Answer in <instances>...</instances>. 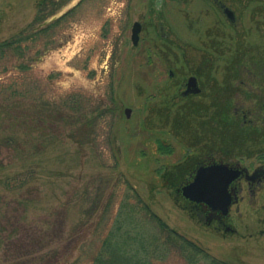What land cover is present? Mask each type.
Listing matches in <instances>:
<instances>
[{"label":"rangeland","instance_id":"1","mask_svg":"<svg viewBox=\"0 0 264 264\" xmlns=\"http://www.w3.org/2000/svg\"><path fill=\"white\" fill-rule=\"evenodd\" d=\"M36 1L0 0V40L33 19ZM61 9H71L55 29V38L63 41L61 46L27 72L12 69L15 59L0 62V83L17 78L20 89L31 91L37 100L43 94L50 102L40 105L29 98L7 101L0 93V141L7 137L14 141L0 146V222L6 227L0 226V264H53L55 259L58 264H91L115 211L117 216L124 203L146 204L171 228L216 258L232 264H264V185L252 200L244 189L243 199L230 209L229 223L234 231H223L216 223L206 224L184 209L175 192L181 184L171 186L164 177L178 165L189 170L180 176L183 181L195 161H204L212 148L207 147L205 136L214 120L207 106L194 109L191 104L183 106L186 99L173 100L175 89L164 64H171L179 55L184 57L178 59L179 75L174 79L178 81L196 57L215 56L209 77L221 81L226 61L243 55L264 58V26L260 36L254 37L260 40L256 44L252 30L256 19L252 21L250 6L243 11L248 34L229 30L232 37L228 41L219 34L214 37L212 15L201 10L197 0H68ZM142 17L149 18L150 24L164 22L165 30L171 32L170 41L134 48L131 25ZM45 40L40 39L36 46ZM151 55L169 59L150 62ZM183 61H188L187 65ZM4 65L10 70L3 71ZM208 90L190 97L189 102L207 105ZM60 95H80L82 100L92 105L100 102L102 109L111 108L114 113L105 112L97 120H93L95 114L76 119L59 106L56 100ZM125 107L132 109L128 118ZM220 114L217 110L215 120ZM233 114L231 109L226 116L237 124ZM214 125L217 129L210 133L218 137L222 125ZM235 142L239 151L230 155L231 160L238 159L249 168L262 163L256 153L242 155L247 153L246 145L242 140ZM215 155L220 158L223 154L216 151ZM12 178L25 183L13 187L16 180L6 185ZM95 198L99 200L93 202ZM107 204L110 211L101 220ZM92 205L97 207L94 211ZM63 206L67 208L63 239L40 249L33 238L50 236L51 222ZM3 216L13 218L12 231V224ZM21 226L27 231L19 232ZM140 227L144 228L141 222ZM6 234L10 243L3 237ZM68 241L72 247L64 253ZM153 264L188 263L173 255Z\"/></svg>","mask_w":264,"mask_h":264},{"label":"trees","instance_id":"2","mask_svg":"<svg viewBox=\"0 0 264 264\" xmlns=\"http://www.w3.org/2000/svg\"><path fill=\"white\" fill-rule=\"evenodd\" d=\"M67 2L68 0H37L33 19L17 33L6 39L0 40V62H12V60L15 59L16 63L13 64L12 69L27 72L32 70L36 64L43 61L45 56L51 51L61 46L63 41H60V37L58 39L57 37L55 38V29L60 27L66 17L71 13V9L61 11V8ZM42 38L46 39L45 42L40 46H36V43ZM9 70L10 68L4 65L3 71ZM49 77L52 78V74ZM0 93L7 101L29 98L32 101H37L40 105L50 104L49 99L45 98L43 94H40L37 100L33 94L31 95V91H23L20 89L17 78L6 83H0ZM56 101L62 109L68 110L76 119L84 117L86 114H95L93 120H97L100 119L99 117L105 112L111 115L114 113L111 108L102 109L100 102L96 105H92L87 99L85 101L82 100L80 95H60ZM228 110L229 109L226 108L219 110L221 114L218 120H215L216 123L219 122V124L222 125L221 131H218V137L212 134V130L217 127V125H214L216 126L214 128L213 124V128H209L208 135L205 136V138L209 140L207 147H212L211 149L216 148L214 149L215 151H220L223 154L222 157H220L221 159H227L230 155L237 153L235 151H239L235 150V148L239 147L235 142L237 139L239 142L242 140L244 144L243 139L241 138L240 140V137L243 136L242 133L244 128L242 130L239 123L234 125L226 123L229 118L226 116ZM229 123L231 124V121ZM111 127L110 125V132L112 129ZM210 131L212 133H210ZM245 135L246 137L248 136L247 133H245ZM262 136L264 137V135ZM13 142L12 138L7 137L0 141V146H10ZM213 143L217 146L215 147ZM185 171L189 170L178 167L177 165L172 173L164 177H167L171 186H178L183 182L180 176ZM17 179L18 178L7 179L5 184L11 185V181H16ZM179 179L180 181L178 182ZM24 183V180L19 182L17 180V183L12 185L13 187H21ZM175 192L177 196L181 197L179 191ZM181 199L183 200L182 207L184 209L191 215L197 216L199 220L204 221L200 216L202 211L199 203L189 202L182 197ZM98 200L99 198H95L93 202H97ZM108 201V203H110L111 198ZM92 206L93 207L90 209L94 211L97 207L95 205ZM66 211V206L57 210V217L51 222L52 230L49 233L50 236L45 234L39 235L40 237L37 239L33 238V241H37L39 244L40 249L45 248L48 244H51V242H58L63 239ZM109 211V204H107L103 209L101 220L108 215ZM2 218H4L5 222L10 225L12 224V231V229L15 228V222L12 221L13 218L11 219V217L8 218L5 216ZM140 222L144 224V228L140 227ZM0 226H4V224L0 222ZM4 229H6L5 226ZM23 231L25 232L27 229L21 226L19 232ZM8 236L9 234H6V236L3 237H7L6 240L8 239L7 241L10 243V238ZM20 239L24 241L23 235ZM25 246L26 245H23V247ZM71 247L72 241H68L64 245V253ZM27 253L28 252H25V254ZM173 255L182 258L188 264H232L212 256L201 245L178 233L155 214L146 204L138 207L127 203L121 206L117 216L115 211L109 228L102 238L99 249L97 253L94 254L91 264H153L154 262H165ZM58 262V259H55L53 264H58ZM47 263H50V259ZM50 264H52V262Z\"/></svg>","mask_w":264,"mask_h":264},{"label":"flooded vegetation","instance_id":"3","mask_svg":"<svg viewBox=\"0 0 264 264\" xmlns=\"http://www.w3.org/2000/svg\"><path fill=\"white\" fill-rule=\"evenodd\" d=\"M200 5V9L205 11L207 10L212 15V30H214V37L219 34L222 39L228 41L232 35H228V31H241L245 34H248L247 30L244 29L245 26V17H243V11L250 10L253 13L252 21L254 22V32L253 41L256 44L259 43V38H254L255 36H260V31L264 26V0H197ZM253 3H256L253 5ZM149 14V13H147ZM160 14H156V18ZM146 16V15H145ZM259 16V17H258ZM258 17V18H257ZM140 24V30L138 32V41L136 44H133L134 48H138L141 44L146 46H158L164 45L170 41L171 32L169 29L165 30L164 24L160 20H155L153 24H150L151 20L149 18H139L135 20ZM133 21V22H135ZM150 24V25H149ZM132 26V25H131ZM153 26V27H152ZM152 27V28H151ZM260 33V34H258ZM230 36V37H229ZM216 39V38H215ZM216 43V41L214 40ZM206 51V50H205ZM165 58L169 59L166 55H155L148 56V61H159L165 62ZM184 59L183 56L177 58L174 62L169 65L164 64V68L167 69V75L169 81L172 82L175 89V94L173 100H184L185 104L183 106L190 105L195 108L197 107H209L211 114L214 118L213 125L215 123V117L217 110L226 108L233 110V117L236 119L237 123L241 125L243 133L240 137L244 142V149L247 151L242 153V155L252 156L255 153L258 155L261 164L256 167L249 168L245 164H242L240 160H231L229 156L227 159L217 158L215 155V148L211 149L209 153L205 156L204 161L197 160L195 161V166H191L189 172V177L183 180V183L180 187L189 181L194 173V169L198 163H210L212 161H223L229 165H236L237 168L241 169V174L232 181L229 185V189L234 191L232 204H236L243 199L242 192L246 188L250 199L252 200L255 197V194L258 190L264 185V137L263 127H264V58H258L254 55H243L237 56L234 59L226 61V67L224 71V76L222 80H218L216 77H209L210 72L212 71V64L215 59V56L201 55L196 57L192 61V67L183 76L180 77L178 81H174L179 75L177 71L178 59ZM188 61H183L187 65ZM180 65V62H179ZM184 65L183 67L185 68ZM187 67V66H186ZM208 73V75H207ZM190 76L195 77L200 92L197 94H188L185 96L181 95V92L186 88V82ZM170 84V85H171ZM209 87V99L210 103L207 105L199 101H190V97L201 96L204 90ZM188 107V106H187ZM205 109V108H204ZM231 118L227 119L229 125H234V122ZM231 121V124L229 123ZM262 131V132H261ZM247 133V137L245 135ZM238 140V139H237ZM251 152L252 154H248ZM255 174V175H253ZM249 175H253L252 177ZM179 187V188H180ZM180 196L182 194L179 192ZM185 199L184 197H182ZM189 202L188 199H185ZM183 201V200H182ZM197 204V202H194ZM200 204L201 213L200 216L204 219L207 224L216 223L217 228L223 231H234V228L229 223V214L227 216L219 215L217 211L209 217V210ZM230 206V209H231ZM219 215V217H218ZM217 216V217H216Z\"/></svg>","mask_w":264,"mask_h":264},{"label":"water","instance_id":"4","mask_svg":"<svg viewBox=\"0 0 264 264\" xmlns=\"http://www.w3.org/2000/svg\"><path fill=\"white\" fill-rule=\"evenodd\" d=\"M139 30V22H133L130 36L133 44L138 41ZM195 80L194 76L188 78L186 88L181 92L182 96L200 92ZM131 111L130 107L124 109L127 118ZM240 174L241 169L237 168L236 165H229L223 161H212L207 164L198 163L191 179L180 187V192L185 199L204 204L209 210V217L217 211L220 213L219 215L227 216L233 202V195H235L233 189H229V185ZM253 175L249 176L252 177Z\"/></svg>","mask_w":264,"mask_h":264}]
</instances>
